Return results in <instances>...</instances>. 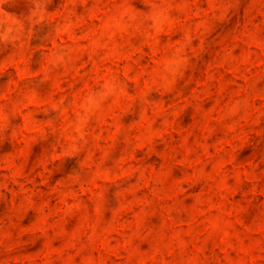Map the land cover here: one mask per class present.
Listing matches in <instances>:
<instances>
[{
  "label": "rangeland",
  "instance_id": "374dc122",
  "mask_svg": "<svg viewBox=\"0 0 264 264\" xmlns=\"http://www.w3.org/2000/svg\"><path fill=\"white\" fill-rule=\"evenodd\" d=\"M0 264H264V0H0Z\"/></svg>",
  "mask_w": 264,
  "mask_h": 264
}]
</instances>
